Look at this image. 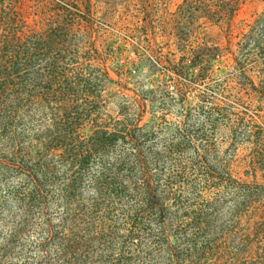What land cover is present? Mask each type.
Listing matches in <instances>:
<instances>
[{"label":"rangeland","instance_id":"obj_1","mask_svg":"<svg viewBox=\"0 0 264 264\" xmlns=\"http://www.w3.org/2000/svg\"><path fill=\"white\" fill-rule=\"evenodd\" d=\"M38 1H57H24L29 30L48 40ZM63 1L87 21L58 45L86 46L101 97L60 114L74 134L46 157L24 131L52 111L0 116V264H264V0H243L231 47L204 18L183 29L184 0ZM214 1L198 15L219 11ZM37 80L31 71L29 91ZM135 122L149 171H127L122 140L89 148L95 130ZM149 190L165 193L167 218Z\"/></svg>","mask_w":264,"mask_h":264},{"label":"trees","instance_id":"obj_2","mask_svg":"<svg viewBox=\"0 0 264 264\" xmlns=\"http://www.w3.org/2000/svg\"><path fill=\"white\" fill-rule=\"evenodd\" d=\"M24 1L0 0V116H2L1 123L10 124L15 120L27 118L29 115L27 111L36 106L42 105L52 111L50 117L43 115L37 121V125H30L24 131V136L28 137V142L31 145L30 150L34 148L33 142H36L38 150L46 157L60 151L63 148V143L68 141V136L72 137L74 134V131L70 132L73 122L62 123L60 114L65 111H73L77 107H85L86 104L96 108L95 105L101 96L97 93L98 89L92 78L94 69H92L90 51L83 52L86 46L74 49V46L62 45L59 47L58 45L59 42L64 43V40L81 23L80 21H87V19L69 9L72 8V5L63 0H56L57 2L54 3L53 1L45 3L38 1L43 11L48 10L51 13L47 18L49 19L47 40L46 33L44 35V33L40 34L38 31L29 30L26 25L24 14L27 12L23 9ZM183 3L184 6H182V10L180 8L179 12L180 20L184 25L183 29L194 26L198 20L204 18V23L220 26L222 33L228 39V45L233 46L234 29L237 28L236 18L243 0L214 1L212 3H220V10L213 13L209 11V13H205L206 15H201L202 13L198 15L197 12L198 5H205V0L191 2L184 0ZM245 26L243 21L239 22L240 32L237 36H240L239 34L242 33ZM184 31L182 36H188ZM245 38L247 44L251 46L252 36L247 35ZM254 44L258 49L263 50L264 34H262V39H254ZM55 50L59 53L64 51L71 58L70 63L59 66L61 59L50 58ZM43 58H47L49 62L47 81L42 79L39 69ZM31 71L37 73L38 80L35 81L33 90L29 91ZM82 94L85 96L84 105L75 107L78 104L76 98ZM51 105H55L56 109L50 107ZM3 127L8 128L6 125ZM136 127L135 122L124 125L122 131L95 130L91 136L89 148L98 151L115 140H122L131 146V150L128 151L127 171H149L146 158L140 154L142 147L138 142L142 136L138 134L140 132L136 130ZM34 130L39 133L30 135ZM31 169L33 171H48V167L42 164H34ZM162 194L165 193L154 190L145 193L147 201L156 206L160 211V216L165 219L168 213L166 206L162 203Z\"/></svg>","mask_w":264,"mask_h":264}]
</instances>
